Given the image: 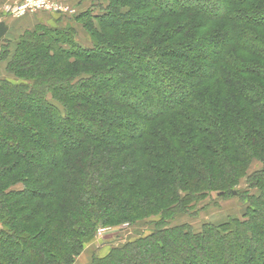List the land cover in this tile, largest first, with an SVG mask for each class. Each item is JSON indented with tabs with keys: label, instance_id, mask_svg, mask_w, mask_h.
<instances>
[{
	"label": "trees",
	"instance_id": "16d2710c",
	"mask_svg": "<svg viewBox=\"0 0 264 264\" xmlns=\"http://www.w3.org/2000/svg\"><path fill=\"white\" fill-rule=\"evenodd\" d=\"M121 1L123 2L113 0L116 7ZM125 1L131 3V0ZM150 1L155 10L151 15L141 14V10L137 13L136 9L134 15L131 12H115L114 15L121 20L125 19L124 22L131 25L133 19L136 23L146 22L142 26L147 34L156 22L168 20L182 11L191 9L210 20L218 15L211 12L212 5L223 8V2L239 5L247 3L248 0H213L206 3V7L196 6L192 3L193 0H176L175 6L167 0ZM236 10L239 12L232 15V26L221 36L224 41L222 45L225 46L229 40L233 42L240 37L243 50L261 47V40L247 28L264 26V11L241 17L242 11ZM110 11L109 8L107 14H97L95 18L103 20L110 17ZM102 25H105V21ZM144 32L140 33L144 35ZM68 34L69 31L64 32V35ZM27 36L31 37V34L21 37L8 70L14 77L29 79V82L18 85L8 80L0 81V219L4 226L0 231V235L4 236L3 244L0 240V251H6L5 255L9 254L6 255V264H74L97 228L116 227L115 224L129 222L140 216L162 217L160 222L164 227L165 218L170 217L179 206H187L190 195L211 189L210 180L216 182L222 176L225 181V174L229 179L241 176L254 159L264 162V126H252L242 115L244 101L252 107L254 114L257 111L259 116H264V87L252 85L251 90L248 86L242 88L238 85L237 89L226 74L225 85L232 90L224 87L223 94L227 91L229 97L236 98V101H226L221 98V94H215L209 104L203 106V93H199L202 86L200 83L203 80L208 82L210 95L211 92H216L213 89L222 82L221 78L214 79L221 69L211 68L205 75L190 73L188 78H195L197 82L184 84L189 88L188 94L181 93L175 98L176 101L167 103L164 89L169 88L170 83L168 86L158 83L160 86H157V82L151 81L149 76L154 72V67H160L156 72L168 75L172 70L155 55L147 53L138 56L140 66L147 62L151 64L141 75L143 78L137 79L132 72V63L125 59L127 54L125 55L124 50L114 52L104 46L105 44L85 49L79 45L76 47L74 44H60L59 38H46V42L43 38L33 37L37 41L33 43ZM135 38H138L136 34H124L122 39L126 44L125 49L130 48L128 44ZM163 38L164 34L158 35V41ZM118 41L122 43L121 39ZM45 46L47 52L30 53L31 49ZM151 49L153 48L150 46L143 48ZM168 54L163 56L167 59L178 58L174 56V52L170 56ZM110 57H116L113 61L115 65L125 67V71L127 69L131 73L130 76L125 73L126 77L123 76L120 84L128 91H137V94H129L126 89V92L120 90L117 76L100 79L89 71V66L93 63H96L98 70ZM57 59H74V72H70V75H74L71 78H79L76 85L64 82L66 75L59 70L60 63ZM212 63L215 65L216 62ZM108 67L113 70V67ZM201 67L204 70L209 69V65L203 64ZM123 73L124 71L118 70V74ZM259 78L264 84V77ZM212 80L216 84L214 88ZM148 88L151 89L150 93L154 95L155 101L150 97L149 91H143ZM158 88L165 95L162 92L154 94L153 91ZM93 90L95 93H91ZM124 93L131 98L152 100L150 113H140V116L132 109L131 114L122 115L119 107L130 110L132 106L123 97L126 102L122 101L121 95ZM49 94L57 103L69 105L65 106L68 118L62 113L58 117V106L50 104ZM115 94L118 99L112 101L111 96ZM205 95L209 96L204 93ZM97 98L102 100L97 103ZM35 105L41 108L35 109ZM179 108L186 110L182 112ZM93 109L95 111H89ZM80 110L89 112V115L83 117H89L87 120L94 126L90 128L92 137L86 135L83 140H78L83 131H71L69 137L74 141L73 145L63 151L60 144L67 137L64 128L73 130ZM90 112H95V115L90 116ZM102 114H105L104 117H101ZM254 114L250 113L249 118ZM110 118H120L121 121L113 126L109 123ZM125 119L124 123L122 120ZM103 124L104 127L109 126L110 131L104 132L103 128L96 127ZM61 128L62 134L59 136ZM131 129L137 130L132 138L127 133ZM94 130L96 131L93 132ZM128 139L134 144L127 147L124 143ZM195 140L198 141L196 145ZM221 142L226 150L223 157L218 156L215 147ZM81 151L82 155L75 156ZM214 154L217 158L213 157ZM209 163L214 166H209ZM191 165L200 167L197 171H205L204 175L193 173L189 168ZM207 167L209 170H206ZM255 176L250 187L243 189V194L248 196L250 189L255 188L260 190L261 196L258 199L249 198L252 201L250 203L255 206L251 205L253 210L249 209L251 216L246 222L232 219L219 227H205L199 234L186 232L179 227H160L152 235L112 248L93 264H167L169 260L177 262L180 259V246L176 239L179 237L186 251L189 248L192 250L191 245L196 243L207 254L209 252L207 264H223L226 259L230 260L229 264H254L261 255L258 245L264 243V168ZM133 177H137L136 184L120 190ZM19 184L23 185V190H14L13 187ZM232 188L233 185L229 186L224 182L218 187L223 190L218 193L224 195L231 192L237 195ZM180 191L188 195L178 202ZM176 198L178 204L173 207L174 203H171ZM257 207L261 210H257ZM18 238H24L25 242ZM159 252L167 253L165 260H157L159 257L156 254ZM260 261L264 264V258Z\"/></svg>",
	"mask_w": 264,
	"mask_h": 264
},
{
	"label": "rangeland",
	"instance_id": "374dc122",
	"mask_svg": "<svg viewBox=\"0 0 264 264\" xmlns=\"http://www.w3.org/2000/svg\"><path fill=\"white\" fill-rule=\"evenodd\" d=\"M55 4L59 5L62 8L63 15L58 20L59 23H55V20L51 17L44 16L42 18H38V16H33L38 18L39 20L43 19L45 24H41L40 27H34L32 32H26L23 31V27L21 25L15 26V41L19 42L21 37L24 34H31V37L27 36V38H31L30 41L33 43H36V39L33 40V37H40L41 39H57L59 38L58 42L61 44H71L79 45V47H83L85 49L87 48H93V46H97L98 44H105L104 46H107L108 49L116 52V51H123L125 52L126 60L130 61L132 63V72L134 75L139 78H143L144 70L146 68L150 67V62H147L146 65L140 66V58L138 57L141 54H152L155 55L157 58L165 62L172 70L171 73L164 74L162 72H156L160 67L155 68L154 72H152L151 76H149V79L151 81L157 82V86H160L162 83L164 86H168L170 83L169 88L164 89L165 93L167 95L166 101L167 103H171L172 101H176L175 98H177L181 93L184 94L185 92L188 94L189 88L185 87L184 84L195 81L188 78L190 76V73L196 72L197 74L205 75L211 68L212 69H221L220 74L217 75L214 79H222L221 84H219L218 87H215L216 84L212 80L213 83V92L216 90L215 93H212L209 95L210 90L207 89L208 82L206 80H203L202 83H200L201 89L199 90V93H203V106H207L212 99L211 97L215 94L220 95L221 98L225 99L226 101H232L235 102L236 98L233 99L229 97L228 92L226 91L223 94V91L225 88L232 90V88L228 85H225V78L224 76H228V78L231 79V81L234 83L235 88H237L238 85H241V87L248 86L251 90L253 88L251 87H264L262 85L263 81L260 80L259 77H264V26H255V27H249L247 28L248 31H250L251 34L256 36L261 40V47L256 46L255 48H247L243 50V45L240 44V37L236 38L235 41L231 42L230 40L227 42L225 46H223V38L221 37L224 33L230 29V25L232 26L231 21H233V14H236L239 11H235V9H238L242 12L238 13L241 15V17H244L248 15L249 13H255L257 11H264V0H248L245 4H230L228 1L223 2V8L221 7H215L212 5V11L214 14H218L210 20L198 15V12L188 9L186 11H182L178 14H175L173 17L169 18L168 20L162 19L161 21L156 22V24L153 26L151 31L147 32V34L144 32L143 28L144 24H141L140 22H134L132 20L131 23H125V19H119L118 17H115V12L117 13H129L131 12L132 15H134L136 12L139 13V10L141 14H147L151 15L152 12H154V7H152L150 0H131V3L129 4L125 0L123 2L121 1L120 5L116 7L113 0H88L89 4L88 7L85 5H81L79 3L78 6H80V10L82 12L88 11V13H85L83 15L80 14V11H73L69 12L68 6L70 4L63 5L62 3H57L56 0H53ZM168 3H172L173 6L176 5V0H167ZM195 1V2H194ZM213 1V0H204L203 2L198 0H193L192 3L196 4L198 7H206V3ZM222 1V0H221ZM224 1V0H223ZM233 1V0H232ZM231 1V2H232ZM227 3V4H225ZM191 4V2H190ZM230 4V6H229ZM111 5V7H110ZM131 5V6H130ZM66 8H65V7ZM83 6V7H82ZM72 8L78 9L77 5L70 6ZM110 8L111 15L110 17H106L105 19H96L97 14L101 13H108V9ZM145 8V9H143ZM147 8V9H146ZM70 9V8H69ZM85 9V10H84ZM136 9V12L134 10ZM234 10V11H232ZM53 14V13H52ZM221 14V15H220ZM114 15V16H113ZM232 16V17H231ZM143 17V16H142ZM154 17H158L154 15ZM132 18V17H131ZM129 18V19H131ZM145 18V17H143ZM139 19V18H138ZM233 19V20H232ZM38 20V21H39ZM108 20V21H106ZM142 21L144 19H141ZM33 22H36L37 20H32ZM47 21V22H46ZM105 21V25H102V22ZM209 21V22H207ZM138 25H136V24ZM40 25V24H39ZM65 31H69L70 34L68 36L64 35ZM140 32H144V35ZM22 33V35H21ZM133 34L138 38H135L130 44V48L127 50L125 49L126 44L123 42V36L124 34ZM240 33V32H239ZM163 35L164 38L161 41H158V35ZM235 36V35H234ZM17 38V39H16ZM121 39L122 43L118 40ZM164 40V44L163 43ZM165 40H167L165 42ZM112 41V42H111ZM47 42V41H46ZM128 42V41H127ZM69 46V47H70ZM124 46V47H123ZM148 46L152 47L151 50H143V48H147ZM77 47V46H76ZM162 47V48H161ZM15 46L13 44L2 47L0 49V62H7L6 63V71L3 72L2 77L0 76V81L2 80H8L12 83H17L18 85L25 84L29 82V79L24 78H17L14 77L13 74H11L8 70V66L12 59H14L15 56ZM163 49V50H162ZM47 46L41 47L39 49H31V54H39L42 52H47ZM126 50V51H125ZM15 52V53H14ZM174 52V56L177 58H166L167 54L168 56L172 55ZM130 53V55H128ZM137 53V54H136ZM139 53V54H138ZM54 54V53H51ZM166 55V56H163ZM207 57V58H205ZM242 61H240V59ZM106 63L102 64V67L97 70L96 63H93L89 69V71H92V73L97 76H99L100 79H105V77H112L117 76V80L119 83L117 85L120 90L125 91L127 88L123 87L122 84V78L123 76L126 77L127 73L129 76L131 73H129L125 67H118L115 65L116 57H110L107 58ZM10 60V61H9ZM74 59L67 60V59H57V62L59 64V70L61 72H65L64 75H66V80L64 82H71L75 83L79 78H71L74 77V75H70V72H74L72 63ZM208 62V64H206ZM212 62H216L215 65H213ZM203 64L209 65V69H203L201 67ZM30 66V64H29ZM32 66V65H31ZM113 67V70H109L108 67ZM251 66V67H250ZM174 67V69H173ZM27 69V67H26ZM140 70V71H137ZM118 70L124 71L123 75L118 74ZM206 71V72H204ZM164 72V70H163ZM140 74V75H138ZM138 75V76H137ZM197 77V75H196ZM69 80V81H68ZM86 81V80H81ZM90 82V80H87ZM33 82V80L31 81ZM197 81H195L196 83ZM35 83V82H34ZM93 83V82H92ZM137 83V82H136ZM148 85L151 88L150 82L147 81ZM160 85H159V84ZM215 84V86H214ZM91 85V84H90ZM136 87H140L138 84H134ZM133 86V87H134ZM148 87V86H147ZM225 87V88H224ZM109 88V87H108ZM143 89V91H149L151 92V89ZM157 88V87H156ZM126 89V90H125ZM238 89V88H237ZM128 91V90H127ZM247 91V90H246ZM154 94L157 92H164L162 89L158 88L153 91ZM231 92V91H230ZM91 93H95V90L91 91ZM129 94L135 93L137 94V91L133 92L128 91ZM144 93V92H143ZM152 93V92H151ZM150 93V97H152L155 101L154 95ZM204 93L208 94L209 96H204ZM241 94V93H240ZM123 95V96H122ZM121 95L122 97L126 99L127 102H129L132 106L130 107V110H127L126 108H123V106L120 108V113L122 115L127 116V114H131L133 110L141 116V114H148L149 106L150 104L153 105L152 100H144L141 98H131L130 96H126V93ZM165 95V94H164ZM242 97L244 96L241 94ZM147 96V95H146ZM48 100L51 102L50 104H54L58 106V117L61 116V113L63 116H66L68 118V115L66 113L65 108L69 106L67 103H57L56 100H54L51 95H48ZM199 97V96H198ZM198 97L197 100H198ZM112 101H115L118 99V96L115 94L113 97L111 96ZM125 99H122V101H125ZM193 99H195V96H193ZM102 99L97 98V103H99ZM131 100V102L129 101ZM242 100V99H241ZM119 101V100H118ZM125 101V102H126ZM243 101V100H242ZM208 102V103H207ZM148 103V106H147ZM119 104V103H118ZM66 106V107H65ZM144 106V107H143ZM182 107V106H181ZM243 107V116L245 117V120L248 121L252 126L259 128L260 124L264 126V116H259V113L257 111H252V107L248 106L246 102H242ZM35 109H40L41 107L39 105L34 106ZM60 108V109H59ZM236 108H238L236 106ZM133 109V110H132ZM186 110V108H179V110ZM89 111H95L89 110ZM240 111V110H239ZM255 111V110H254ZM47 112V111H46ZM95 112H90V116H94ZM141 113V114H140ZM254 114L253 117L249 118V114ZM79 116L76 118L77 123L73 126V130H69V128H64L67 132V137L63 139L62 144H60L61 149L66 150V148H70L73 144L72 140L70 139V135L72 134L71 131L81 130L83 131L78 136V140H83L86 135L88 137H92V130L90 131V128L92 126L89 121L87 120L89 117L84 118L83 115H89V112L87 110H80ZM105 114H102L101 117H104ZM55 118V115H54ZM81 118V119H80ZM255 119H258L260 122L256 121ZM120 118H110V124L113 126H116L118 123H120ZM124 123L126 121L122 120ZM204 123L208 124L207 120H204ZM210 126V125H208ZM260 126V127H263ZM103 128L104 132L110 131L109 126L104 127V124L102 126H96ZM59 133V136L62 134ZM209 129V128H208ZM264 128H262L263 130ZM210 130V129H209ZM94 130L93 132H95ZM131 131V132H130ZM135 129L128 130V135L132 138L133 134H136ZM91 132V133H89ZM95 137H100L97 135H94ZM102 139V138H100ZM196 141V140H195ZM194 141V142H195ZM198 141H196L195 145ZM253 143V142H252ZM77 144V143H76ZM134 142L130 139L127 140V143H124V145L131 146ZM222 144V145H221ZM218 150V156H225L226 150L224 148L223 143H218L215 146ZM83 152L76 153V155L80 156ZM212 155V154H210ZM209 155V156H210ZM216 154L213 155L215 157ZM196 155H194L193 158H195ZM217 158V156H216ZM253 160V159H252ZM255 160V161H254ZM252 163L247 165L246 171L243 175L234 176V178H228L225 174V181L223 180V177L221 176L218 180L212 181L210 180L209 184L211 189L201 191L190 195L191 198L187 200L188 204L187 206H179V209L173 213H171L170 217H166L163 221L166 226L163 227L160 222V218H157L156 216H140L138 219L135 217L134 220H131L129 222L125 223H119L118 225L115 224L116 227H107V228H97V230L94 232V236L85 244L83 251L80 255L77 256L74 264H93L97 258L104 257L106 254H108L112 248L123 246L129 242L136 241L137 239L147 237L149 235L154 234L159 230L160 227H163L165 229L167 228H175L179 227L182 230L186 232H193L196 234L202 233L204 231L205 227L213 226V227H219L224 225L225 223L229 222L232 219H237L241 221H247L248 218H250L251 214H249V211L253 210L252 206L255 204H252L251 200L249 198L255 197V199H258L257 197L261 196L260 190L258 189H250V194L246 196V194H243V189L249 188L251 183L254 181L255 175H258L261 170L264 168V162L258 159H254ZM199 164V163H197ZM223 165V163L221 164ZM209 166H214L211 163H209ZM224 167H226L224 165ZM193 173L196 174H203L198 172L200 167H197L195 165H191L189 167ZM229 169V168H228ZM198 170V171H197ZM206 170H209L208 167ZM227 172V171H226ZM228 174V172H227ZM227 178V179H226ZM137 177H133L131 182H128L124 184L120 190H126L129 187L134 186L136 183ZM204 181V180H203ZM205 182V181H204ZM232 186L233 190L236 191L238 194L234 195L231 192H227L224 195H220L218 191L223 189H218V187L222 186L223 184ZM117 183V182H116ZM147 185V184H146ZM109 186V185H108ZM113 186V185H112ZM14 190H23V185L19 184L16 187H13ZM188 194H185L184 192L180 191L179 201L176 198V201L174 200L171 204L174 203L173 207L178 204V202H181L183 198H185ZM189 197V196H188ZM187 197V198H188ZM178 201V202H177ZM252 205V206H251ZM172 208V207H171ZM252 208V209H251ZM173 209V208H172ZM250 209V210H249ZM257 210L259 207H257ZM264 210V209H263ZM165 215V214H163ZM264 215V214H263ZM167 216V215H166ZM3 222L0 219V231L3 230ZM4 236L0 235V240H2V244L4 243ZM23 243L24 238H18ZM178 246H180V249L178 251L180 255V259L177 260V262H174L173 260H169V263L167 264H207V256L209 257V252L204 251L202 249L201 245L198 244H192L188 251L183 246V241L179 237L176 239ZM258 249L261 253L259 259L264 258V243H260L258 245ZM6 251H0V263L4 264L6 259ZM164 253V254H163ZM167 253L165 252H159V254H156V256L159 257L157 259L165 260ZM199 256V258H198ZM211 257V256H210ZM256 258V257H255ZM206 259V260H205ZM259 259L254 262V264H261ZM211 260V258H210ZM214 260L215 257H214ZM234 262V259L232 260ZM163 262V261H162ZM231 263L230 260L226 259L223 264H229ZM6 264V262H5ZM163 264V263H161ZM215 264V263H213ZM244 264V263H243Z\"/></svg>",
	"mask_w": 264,
	"mask_h": 264
},
{
	"label": "crops",
	"instance_id": "0c3cea01",
	"mask_svg": "<svg viewBox=\"0 0 264 264\" xmlns=\"http://www.w3.org/2000/svg\"><path fill=\"white\" fill-rule=\"evenodd\" d=\"M56 1H57V3H59V4L62 3L65 6H66V4H70V6L77 5L78 9H75V8L68 6L70 8V9L68 8V10H70L69 12H71V10H73V11L79 10L81 15L88 13V11H86L87 9L86 10L84 9L85 11L82 10V12H81V10H80L81 7L78 6L79 3H81V2H82L81 5L86 6L87 4H89L88 0H56ZM21 2H22V0H0V20H1V22H4L6 27L8 28L7 34L4 35L5 37L0 40V49L2 47H7V46L13 44L16 48L15 50H17L19 42H16L17 40L15 41V39H14L15 33H16L14 29H15V26L17 24L21 25L23 27L22 32L23 31L27 32V31L32 30L34 27L37 28V27H40L41 24H45L44 21H42L43 19L39 20L38 18L48 16V17H51V19L53 18L55 20V23H59L57 19H59L61 17V15H63V14H52V13H39V14H35V15H27V16L22 17V18L13 17L11 14V10H14L16 7H18V5ZM86 7H88V5ZM33 16H38V18L33 17ZM32 20H37V21L33 22ZM21 35H22V33H21ZM6 63L7 62H5V61L0 62V76L1 77L3 75V72L6 71V69H5Z\"/></svg>",
	"mask_w": 264,
	"mask_h": 264
},
{
	"label": "built area",
	"instance_id": "2783aa9c",
	"mask_svg": "<svg viewBox=\"0 0 264 264\" xmlns=\"http://www.w3.org/2000/svg\"><path fill=\"white\" fill-rule=\"evenodd\" d=\"M39 13L63 14V11L53 0H22L18 7L11 10L12 16L17 18Z\"/></svg>",
	"mask_w": 264,
	"mask_h": 264
},
{
	"label": "water",
	"instance_id": "95a60500",
	"mask_svg": "<svg viewBox=\"0 0 264 264\" xmlns=\"http://www.w3.org/2000/svg\"><path fill=\"white\" fill-rule=\"evenodd\" d=\"M8 32V28L6 27L4 22L0 20V40L3 39Z\"/></svg>",
	"mask_w": 264,
	"mask_h": 264
}]
</instances>
